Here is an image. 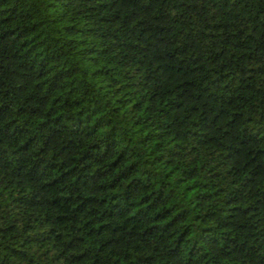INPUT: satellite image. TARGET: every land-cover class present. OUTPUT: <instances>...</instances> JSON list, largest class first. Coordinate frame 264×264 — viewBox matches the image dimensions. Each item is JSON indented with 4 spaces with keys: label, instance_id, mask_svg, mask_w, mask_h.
I'll return each instance as SVG.
<instances>
[{
    "label": "trees",
    "instance_id": "1",
    "mask_svg": "<svg viewBox=\"0 0 264 264\" xmlns=\"http://www.w3.org/2000/svg\"><path fill=\"white\" fill-rule=\"evenodd\" d=\"M0 264H264V0H0Z\"/></svg>",
    "mask_w": 264,
    "mask_h": 264
}]
</instances>
